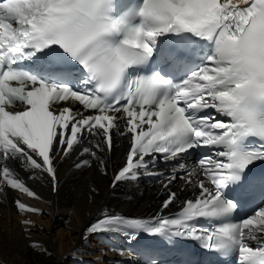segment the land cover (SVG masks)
I'll use <instances>...</instances> for the list:
<instances>
[{
  "label": "snow or ice",
  "instance_id": "6c2138e0",
  "mask_svg": "<svg viewBox=\"0 0 264 264\" xmlns=\"http://www.w3.org/2000/svg\"><path fill=\"white\" fill-rule=\"evenodd\" d=\"M70 101L81 107L60 106ZM113 130L128 139L113 188L158 159L213 151L164 183L193 189L174 215L105 212L88 234L143 232L197 242L221 264H264V206L234 216L264 197V174L251 168L264 161V0H0V193L6 185L39 199L9 161L47 173L55 191L54 163L74 146L107 174L97 153L114 150ZM178 199L168 191L161 212Z\"/></svg>",
  "mask_w": 264,
  "mask_h": 264
},
{
  "label": "bare ground",
  "instance_id": "6f19581e",
  "mask_svg": "<svg viewBox=\"0 0 264 264\" xmlns=\"http://www.w3.org/2000/svg\"><path fill=\"white\" fill-rule=\"evenodd\" d=\"M92 139L85 137L83 146H89ZM127 143V137L118 134L113 151L97 153L107 162V174L100 170L95 158L88 154L81 156L82 148L74 146L67 157L55 162L58 182L55 191L47 173L26 170L21 163L9 161V166L39 199L6 185L0 193V264H74L73 256L99 255L98 260L105 264H129L131 257L118 247L117 240L101 242L99 235L84 230L94 217L109 210L161 212L166 192L159 185L122 181L115 188L111 186L124 161ZM84 159L90 165L76 167ZM16 199L40 209V213L19 211ZM171 208L175 209L176 205L172 204ZM24 220L32 223L26 226ZM33 242L39 247H31Z\"/></svg>",
  "mask_w": 264,
  "mask_h": 264
},
{
  "label": "rangeland",
  "instance_id": "374dc122",
  "mask_svg": "<svg viewBox=\"0 0 264 264\" xmlns=\"http://www.w3.org/2000/svg\"><path fill=\"white\" fill-rule=\"evenodd\" d=\"M109 211H111V210H109ZM113 211V210H112ZM105 212H107V211H105ZM105 212H103V213H105Z\"/></svg>",
  "mask_w": 264,
  "mask_h": 264
}]
</instances>
